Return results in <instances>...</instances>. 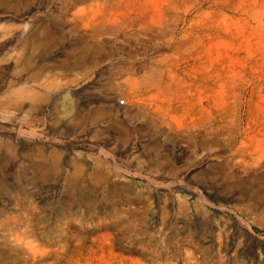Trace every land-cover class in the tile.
Segmentation results:
<instances>
[{
	"label": "rangeland",
	"instance_id": "374dc122",
	"mask_svg": "<svg viewBox=\"0 0 264 264\" xmlns=\"http://www.w3.org/2000/svg\"><path fill=\"white\" fill-rule=\"evenodd\" d=\"M0 34V264H264V0H0Z\"/></svg>",
	"mask_w": 264,
	"mask_h": 264
},
{
	"label": "bare ground",
	"instance_id": "6f19581e",
	"mask_svg": "<svg viewBox=\"0 0 264 264\" xmlns=\"http://www.w3.org/2000/svg\"><path fill=\"white\" fill-rule=\"evenodd\" d=\"M0 36H1V34H0ZM12 99V101H13V98H10V100ZM7 101H9V100H7ZM10 103H11V101H9ZM1 104V103H0ZM124 104V103H123ZM14 106V105H13ZM9 108V107H8ZM10 109V108H9ZM10 111V110H9ZM11 112V111H10ZM9 112V113H10ZM4 113H5V111H4ZM9 115V114H8ZM14 115V114H13ZM16 115V114H15ZM5 119V118H4ZM2 128V127H1ZM3 130V129H2ZM4 131H5V129H4ZM19 131V130H18ZM31 133H33L34 134V132H31Z\"/></svg>",
	"mask_w": 264,
	"mask_h": 264
}]
</instances>
